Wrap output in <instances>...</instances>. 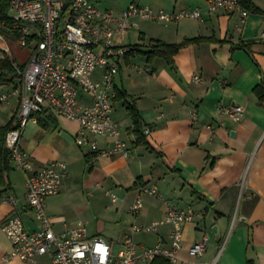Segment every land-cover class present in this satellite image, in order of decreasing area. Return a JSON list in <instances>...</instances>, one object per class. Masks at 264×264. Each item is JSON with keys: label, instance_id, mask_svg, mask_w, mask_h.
I'll use <instances>...</instances> for the list:
<instances>
[{"label": "crops", "instance_id": "crops-1", "mask_svg": "<svg viewBox=\"0 0 264 264\" xmlns=\"http://www.w3.org/2000/svg\"><path fill=\"white\" fill-rule=\"evenodd\" d=\"M253 2L257 10L248 12L239 29L235 26L237 11L210 12L205 0H175L166 6L168 10L199 7L201 18H182L167 25L139 20V27L141 23L147 31L138 32L136 43L146 44L151 38L169 43L193 36L212 39L181 47L172 56V68L160 56L147 59L134 53L121 58L114 77L116 94L117 89L127 93L125 101L135 102L143 129L148 128L144 132L147 144H135L124 98L116 99L114 117L120 123L127 156L101 155L88 145H77L74 137L79 123L74 119L49 111L50 117L41 115V122L36 114L29 119L21 146L33 169L53 159L64 160L68 166L59 192L45 199L46 212L55 218V230L83 220L89 235H100L110 245L120 244L132 224L149 223L164 215L162 200L146 194L139 211H129L136 187L153 185L171 204L197 212L193 221L183 225L179 256L184 262L179 264H264V99L259 100L253 91L258 83L264 85V0ZM126 34L120 44H135L126 40ZM240 41L251 43L244 48L237 45ZM195 74L201 81L192 79ZM13 97L8 119L18 106V97ZM119 102L126 114L121 118L116 116ZM222 104L241 105L239 120L222 113ZM110 145L107 138L98 137L100 148ZM137 177L144 184L136 182ZM26 178L27 172L15 168L10 160L0 197L11 191L18 202L13 206L0 200V264H26L17 257L1 260L12 248L1 229L10 212H18L28 229L36 226L25 199ZM97 192L118 196L111 201L119 202L114 208L120 217L109 224L79 215L92 204V199L84 203L81 197ZM124 209L131 214L129 219L123 216ZM169 229L164 224L158 232H134L133 237L143 245L159 240L168 243ZM203 235L207 236L204 253L191 255L188 247ZM42 261L48 264L46 257Z\"/></svg>", "mask_w": 264, "mask_h": 264}, {"label": "built area", "instance_id": "built-area-1", "mask_svg": "<svg viewBox=\"0 0 264 264\" xmlns=\"http://www.w3.org/2000/svg\"><path fill=\"white\" fill-rule=\"evenodd\" d=\"M11 30L15 40L26 49V60L13 62V86L0 93V102L18 97V106L11 118V127L4 136L13 166L27 172L25 199L34 212L36 226L25 227L20 214L10 212L1 223V229L10 239L12 248L2 261L17 257L26 264H148L155 256L164 255L172 264L184 262L179 256L183 243V225L193 221L197 212L191 207L180 208L159 194L153 185H138L129 211L136 214L142 207V195L162 200L165 211L161 218L149 223L132 224L120 248L114 252L110 243L100 235H89L83 220L55 230L45 209V199L59 192L68 173L64 160L53 159L33 169L21 146L26 123L38 112L49 111L74 119L79 129L74 137L77 145H88L101 155H128L120 123L114 117L116 88L114 77L120 60L130 48L120 39L130 29L139 27V20H150L167 25L182 18H201L199 7L165 10L162 7L130 3L119 12L99 8L92 0H5ZM210 12L237 11L235 26L239 29L248 10L239 0H205ZM264 36V32L261 33ZM150 70V68H147ZM194 81H201L193 75ZM221 84H225L222 81ZM220 111L239 120L243 107L222 104ZM144 132L148 128L143 129ZM98 137L107 138L111 145L98 146ZM117 201L114 192L108 193ZM0 200L13 206L18 197L6 191ZM164 224L170 226L168 243L157 241L143 245L133 237L134 232H158ZM207 236L203 235L188 247L193 256L206 249Z\"/></svg>", "mask_w": 264, "mask_h": 264}, {"label": "trees", "instance_id": "trees-1", "mask_svg": "<svg viewBox=\"0 0 264 264\" xmlns=\"http://www.w3.org/2000/svg\"><path fill=\"white\" fill-rule=\"evenodd\" d=\"M239 3L245 7L248 11L255 12L257 10V6L254 4L253 0H239ZM8 5L5 0H0V33L9 39H15L17 36L16 32H13L10 28L11 20L7 15ZM212 39L210 36H193V37H185L180 42H165L158 38H151L148 43H135L128 44L130 48L125 52L124 56L131 55L134 53H140L146 55L147 59H152L156 56L162 57L166 63L172 68L173 60L172 56L184 45L188 43H196L200 41H205ZM251 41H240L237 45L240 47L247 48ZM13 62L14 59L10 58L8 54L4 53V56L0 58V84L1 83H10L14 79L13 75ZM254 93L257 95L259 100L264 99V85L262 83H258L253 88ZM127 93L125 91H121L117 89L116 99H123L124 101L127 97ZM126 110L131 119L130 132L135 135V144H147L145 133L143 131L144 122L139 113V110L133 100H126ZM36 118L41 122V115L50 117V113H46V111L36 113ZM11 118L2 125H0V190L2 191L6 184L5 172L9 169V161L10 155L8 150L4 146V136L6 131L11 127ZM140 177H137L136 182L144 184L140 182ZM4 188V190H6ZM148 264H172L170 259L164 255L155 256Z\"/></svg>", "mask_w": 264, "mask_h": 264}, {"label": "rangeland", "instance_id": "rangeland-1", "mask_svg": "<svg viewBox=\"0 0 264 264\" xmlns=\"http://www.w3.org/2000/svg\"><path fill=\"white\" fill-rule=\"evenodd\" d=\"M92 1L95 2L99 8H112L116 12H119L120 10L127 7L132 2L143 4V5H150L154 8L162 7L165 10H168L166 7L168 4H173L175 2V0H92ZM149 24L157 25V24L148 23V25ZM139 31H147V29L145 28V26H142L140 23L139 28L133 29L127 32L126 37H125L126 40H128L130 43L139 42V38H138ZM0 52L8 54L9 57L10 58L12 57V59H14L15 62H23L26 60V53H27L26 49L20 47V45H18V43L15 40L5 38L1 33H0ZM6 84L7 83L0 84V93L3 91H6L5 90L7 86ZM14 99L15 97H12L10 99L11 101L10 100L8 101L10 102V104H8V102L6 103L0 102V105H1L0 125L5 123L6 120L8 119V115L12 108ZM116 108H117L116 116L118 118L126 116V114L123 113L121 102L117 103ZM117 192L120 193V191L118 190ZM81 199H82V202L84 203H87L89 199H92L91 200L92 204L89 209H86L84 210V212H81V214H79L80 216L82 215L92 216V218L95 217V220H97V223L103 222L105 224H109L115 221L117 217H120V212L116 211L114 208L116 205L119 206V202L113 203L110 197L106 193L97 192L96 194L90 197L84 194L81 197ZM119 208H122V204L120 205ZM124 215H125V219L127 218L129 219L131 214H128L126 210L124 209L123 216ZM111 246H112V250L116 252L120 248L121 243L120 244L113 243V245Z\"/></svg>", "mask_w": 264, "mask_h": 264}]
</instances>
